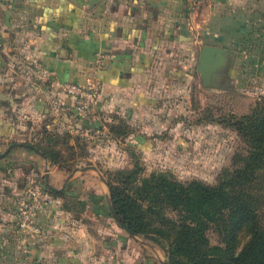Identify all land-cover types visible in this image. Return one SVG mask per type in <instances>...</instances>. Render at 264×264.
I'll list each match as a JSON object with an SVG mask.
<instances>
[{
  "label": "crops",
  "instance_id": "1",
  "mask_svg": "<svg viewBox=\"0 0 264 264\" xmlns=\"http://www.w3.org/2000/svg\"><path fill=\"white\" fill-rule=\"evenodd\" d=\"M202 44L226 50L216 84L202 85L195 69L203 87L220 88L244 74L263 87L264 0H206L195 9L184 0L0 3V152L11 145L0 156V264H76L86 254L79 250L80 236L88 239L81 202L61 184L90 174L76 169L68 176L76 166L68 171L26 142L64 129L60 105L67 98L59 83L98 78L95 124L108 130L112 115L125 123L152 115L161 89L167 96L189 82ZM37 67L48 73L40 76ZM44 174L62 193L38 211L40 232L24 235L16 229V207L27 182L44 183Z\"/></svg>",
  "mask_w": 264,
  "mask_h": 264
},
{
  "label": "rangeland",
  "instance_id": "2",
  "mask_svg": "<svg viewBox=\"0 0 264 264\" xmlns=\"http://www.w3.org/2000/svg\"><path fill=\"white\" fill-rule=\"evenodd\" d=\"M191 70L189 82L177 83L169 95L162 94L161 89L152 103L156 112L134 116L131 123H126L125 134L115 136L102 127V134L90 144V140L75 134L71 137V143L81 145L76 144L70 154L71 165L93 164L99 168H86L84 173L90 176L76 174L75 179L64 183L72 191L70 195L76 194V202L85 203L81 217L88 239L80 236L79 250L86 254L73 260L76 264H160L166 260L164 248L142 235L128 234L110 215L104 199L107 186L98 173L114 182L117 169L135 164L137 175L161 169L181 180L195 177L213 183L220 169L229 165L232 153L244 150L243 140L225 118L248 111L256 96L264 93V86L254 88L261 84L248 82L244 74L232 81L228 77L220 88L203 87L194 66ZM99 121H103L101 117ZM62 132L70 135L64 129ZM63 153L67 156L65 150ZM207 236L210 243L217 241L210 229Z\"/></svg>",
  "mask_w": 264,
  "mask_h": 264
},
{
  "label": "trees",
  "instance_id": "3",
  "mask_svg": "<svg viewBox=\"0 0 264 264\" xmlns=\"http://www.w3.org/2000/svg\"><path fill=\"white\" fill-rule=\"evenodd\" d=\"M229 116L225 120L245 148L232 153L215 182L195 177L181 180L161 169L137 175L135 164L117 169L116 181L106 180L119 220L133 234L164 248L166 264H264V93L256 96L248 111ZM126 126L112 115L107 132L121 136ZM69 136L46 132L37 141L26 142L69 171L74 167L70 154L76 144L81 146L70 144ZM48 190L62 193V188ZM209 229L217 235L214 243L208 240Z\"/></svg>",
  "mask_w": 264,
  "mask_h": 264
},
{
  "label": "built area",
  "instance_id": "4",
  "mask_svg": "<svg viewBox=\"0 0 264 264\" xmlns=\"http://www.w3.org/2000/svg\"><path fill=\"white\" fill-rule=\"evenodd\" d=\"M204 1L206 0H184V4L188 9H195ZM5 2L7 0H0V3ZM102 57V55L96 56L97 67L102 65ZM37 72L40 76L46 75L48 69L37 67ZM99 84L100 81L96 77L86 83L75 81L59 83V88L67 98V102L60 105L65 131L86 140H91L102 134V126L95 124L97 117L94 111L100 90ZM56 198L57 196L49 191L42 181L38 179L28 181L15 211L17 231L24 235L38 234L40 227L36 219L37 213L42 206Z\"/></svg>",
  "mask_w": 264,
  "mask_h": 264
},
{
  "label": "water",
  "instance_id": "5",
  "mask_svg": "<svg viewBox=\"0 0 264 264\" xmlns=\"http://www.w3.org/2000/svg\"><path fill=\"white\" fill-rule=\"evenodd\" d=\"M226 50L220 46L217 45H211V44H202L198 51V58H197V64L195 66L196 71L199 73L201 77V83L204 86L207 85H213L216 84L212 81V77L214 76L217 69L223 64L224 62V55ZM11 145H8L6 149H4L2 152H0V156H2L7 149ZM90 168L93 170H96V167L93 164H86L82 165L80 167H74L69 173L68 176L72 174V172L76 169H86ZM67 176V177H68ZM99 178L106 184L105 178L98 173ZM44 184L52 190H59L61 186L64 185V181L62 182L60 187H54L47 181V176L44 174L43 177ZM105 203L107 206V209L110 213V215L114 218V220L128 233L132 234V231L119 220L118 216L116 215L115 211L112 208V205L109 200L108 193H105L104 195ZM160 264H166V260H161Z\"/></svg>",
  "mask_w": 264,
  "mask_h": 264
}]
</instances>
